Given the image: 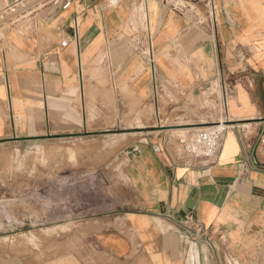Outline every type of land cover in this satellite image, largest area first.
Masks as SVG:
<instances>
[{
    "label": "crops",
    "instance_id": "1",
    "mask_svg": "<svg viewBox=\"0 0 264 264\" xmlns=\"http://www.w3.org/2000/svg\"><path fill=\"white\" fill-rule=\"evenodd\" d=\"M50 2L30 30H1L0 144L88 131L103 119L93 98L140 119L141 105L155 110L153 67L178 100L165 113L184 119H198L197 98L220 80L233 128L208 166L178 163L175 144L136 141L120 210L69 226L68 244H53L68 251L52 259L14 251L5 237L0 264H264V0ZM100 57L112 80L93 84Z\"/></svg>",
    "mask_w": 264,
    "mask_h": 264
},
{
    "label": "rangeland",
    "instance_id": "2",
    "mask_svg": "<svg viewBox=\"0 0 264 264\" xmlns=\"http://www.w3.org/2000/svg\"><path fill=\"white\" fill-rule=\"evenodd\" d=\"M134 43L130 41L131 46ZM103 62L102 57L96 60L93 84L112 80L110 73L102 72ZM221 83L212 81L213 86L197 98V120L184 119L181 111L165 113L168 102L175 99L167 90L161 95V124L154 110L149 112L143 105L140 119L132 121L126 106L117 105L115 99L110 97L101 106L93 98L90 107L98 117L103 112V119L93 120L88 131L0 144V241L7 237L14 251L22 248L31 258L52 259L59 250L65 255L68 248L61 245L54 250L53 244H68L69 226L116 212L131 199L132 186L123 166L130 145L152 139L173 148L177 138L192 132L176 130L205 128L225 120ZM214 95L220 103L212 101ZM5 224L11 225V232H4Z\"/></svg>",
    "mask_w": 264,
    "mask_h": 264
},
{
    "label": "built area",
    "instance_id": "3",
    "mask_svg": "<svg viewBox=\"0 0 264 264\" xmlns=\"http://www.w3.org/2000/svg\"><path fill=\"white\" fill-rule=\"evenodd\" d=\"M74 0H63V8L67 9L71 6ZM50 0H15L8 6L0 9V38L1 30L5 27L8 30H16L18 32H25L33 27V20L44 10L49 4ZM67 42L61 44L62 47L67 46ZM161 75L153 67L152 81L154 91V114L162 123L163 113L160 108L161 95L164 92L165 86H172L173 82L170 80L160 79ZM162 80V81H161ZM168 120V119H167ZM233 128V124L229 120L217 122L216 124H209L208 127L189 129L191 134L188 137H179L175 140V146L183 151L182 154L176 152L177 162L185 165H193L199 163L204 166L215 164L220 156L222 148L225 144L229 131ZM260 145L264 146V130L260 136ZM191 226L187 229L189 235L193 239H197L195 231L196 225L190 222Z\"/></svg>",
    "mask_w": 264,
    "mask_h": 264
}]
</instances>
